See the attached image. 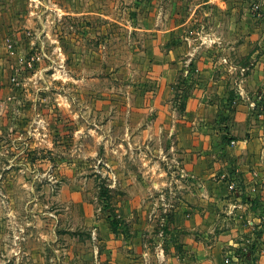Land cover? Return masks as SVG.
Wrapping results in <instances>:
<instances>
[{
    "label": "rangeland",
    "instance_id": "rangeland-1",
    "mask_svg": "<svg viewBox=\"0 0 264 264\" xmlns=\"http://www.w3.org/2000/svg\"><path fill=\"white\" fill-rule=\"evenodd\" d=\"M208 1L0 0V27L8 23L0 28V264H107L99 227L126 245L141 229L156 258L174 150L165 134L144 138V124L135 125L139 138L121 140V122L158 115L151 94L161 83L151 72L159 35L186 50L209 35L238 36L207 23L218 15L204 14L217 4ZM217 2L230 22L241 3L244 22L255 25L243 31L264 36V0ZM180 61L172 63L178 87ZM173 90L167 109L180 112L189 90ZM139 197L140 210L121 217L118 201Z\"/></svg>",
    "mask_w": 264,
    "mask_h": 264
},
{
    "label": "crops",
    "instance_id": "crops-1",
    "mask_svg": "<svg viewBox=\"0 0 264 264\" xmlns=\"http://www.w3.org/2000/svg\"><path fill=\"white\" fill-rule=\"evenodd\" d=\"M216 3L204 13L218 12L207 23L218 29L229 25L238 36L229 42L222 35H209L186 50L185 42L175 43L173 36L163 41L159 35L158 44L164 47H155L151 72L157 85L161 83L151 94L158 115L149 121L128 117L121 122V140L139 138L135 125L141 129L144 124L143 129H149L144 138L165 134L174 150L171 179L164 183L171 186L170 208L161 216L168 227L164 235H155L156 258L141 245V229L133 244L126 245L122 235L114 237L99 227L107 264H264V36L243 31L255 25L253 20L244 22L241 3L233 7L239 15L231 22L225 19L226 6ZM7 25L2 21V30ZM19 35L13 34L17 40ZM181 59L185 71L178 87L180 68L172 63ZM172 87L175 92L189 90L180 112L174 105L170 112L167 109ZM109 124L116 131V123ZM122 146L124 151L130 148ZM234 175L239 188L232 190ZM140 201L141 197L118 201L119 215L136 213ZM135 253L138 260L132 258Z\"/></svg>",
    "mask_w": 264,
    "mask_h": 264
},
{
    "label": "built area",
    "instance_id": "built-area-1",
    "mask_svg": "<svg viewBox=\"0 0 264 264\" xmlns=\"http://www.w3.org/2000/svg\"><path fill=\"white\" fill-rule=\"evenodd\" d=\"M229 188L232 190L239 188V181L235 175L230 179Z\"/></svg>",
    "mask_w": 264,
    "mask_h": 264
}]
</instances>
